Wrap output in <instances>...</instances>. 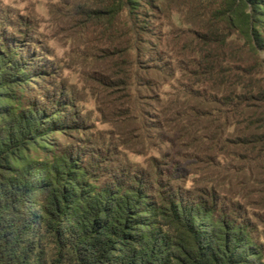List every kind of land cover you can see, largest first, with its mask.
<instances>
[{"label": "rangeland", "instance_id": "obj_1", "mask_svg": "<svg viewBox=\"0 0 264 264\" xmlns=\"http://www.w3.org/2000/svg\"><path fill=\"white\" fill-rule=\"evenodd\" d=\"M223 6L153 0L139 45L99 0H0V44L10 41L32 73L26 97L69 118L68 140L53 131L58 145L101 184L138 180L189 205L215 204L264 247V161L233 141L212 142L242 131L235 133L219 111L226 107L214 101L224 93L196 83L203 80L201 39L211 29L228 34ZM230 42L250 63L245 42Z\"/></svg>", "mask_w": 264, "mask_h": 264}, {"label": "trees", "instance_id": "obj_2", "mask_svg": "<svg viewBox=\"0 0 264 264\" xmlns=\"http://www.w3.org/2000/svg\"><path fill=\"white\" fill-rule=\"evenodd\" d=\"M99 4L141 45L153 0ZM219 13L228 34L211 29L201 39L196 83L224 93L214 101L242 132L212 142L233 141L264 161V0H224ZM230 41L245 42L250 63ZM11 45L0 44V264H264L248 227L215 204L189 205L138 180L101 184L58 145L53 131L68 140L69 118L26 97L32 73Z\"/></svg>", "mask_w": 264, "mask_h": 264}]
</instances>
